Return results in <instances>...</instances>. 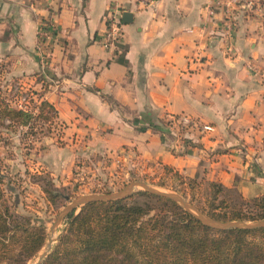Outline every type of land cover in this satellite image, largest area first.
<instances>
[{
  "label": "crops",
  "instance_id": "obj_1",
  "mask_svg": "<svg viewBox=\"0 0 264 264\" xmlns=\"http://www.w3.org/2000/svg\"><path fill=\"white\" fill-rule=\"evenodd\" d=\"M258 1L0 0V60H10V77L38 89L63 124L64 146L45 141L40 169L63 181L86 159L80 178L168 167L202 191L216 183L245 198L263 195L264 18L251 7ZM110 7L130 13L113 49L102 45ZM54 14L46 58L37 32ZM178 113L211 130L175 135L166 118Z\"/></svg>",
  "mask_w": 264,
  "mask_h": 264
},
{
  "label": "trees",
  "instance_id": "obj_2",
  "mask_svg": "<svg viewBox=\"0 0 264 264\" xmlns=\"http://www.w3.org/2000/svg\"><path fill=\"white\" fill-rule=\"evenodd\" d=\"M29 92L38 99L36 112L13 105L0 94V126L30 127L31 120L37 119L48 123L51 130L56 109L38 90ZM164 172L180 179L189 191L200 190L199 183L171 168L164 167ZM46 177L42 186L45 201L57 211L70 196ZM203 191L208 194V205L197 208L214 219H264V194L245 198L216 183ZM46 237L43 223L0 200V264H27ZM40 264H264V227L214 229L172 199L137 190L126 198L90 202L77 213H69Z\"/></svg>",
  "mask_w": 264,
  "mask_h": 264
},
{
  "label": "rangeland",
  "instance_id": "obj_3",
  "mask_svg": "<svg viewBox=\"0 0 264 264\" xmlns=\"http://www.w3.org/2000/svg\"><path fill=\"white\" fill-rule=\"evenodd\" d=\"M258 3L264 6V0H259ZM24 81L26 80L23 77H10V60H0V94L6 97L9 102L11 99L13 105H23L25 108L36 112L34 107L38 104V99L35 94L29 92L36 88L31 89L24 85L22 90L19 87ZM30 123V127L17 125L0 126V200L4 199L11 209L17 213L31 216L37 223H43L46 227L47 237L49 229L59 212L72 200L82 195L115 192L133 181H144L159 190L180 194L196 208L208 205L209 197L207 193L202 192L201 189L189 191L181 183L180 179L164 172L137 175L130 170L127 174L115 175V178L106 175L102 179L100 174L90 170L84 172V175L80 178L77 174L84 164L89 163L86 159L85 163L81 161L75 162L73 169L77 168V170L72 171L69 179L63 181L53 180L54 187L70 196L65 205L55 211L54 207L46 203L45 194L42 191V186L45 184L43 181L44 176L47 175L48 177L49 175L52 179L55 178L48 171L40 169L38 154L44 150L45 141H49V145L51 144V139H53L55 146H64L65 143L59 140L62 129L52 124L49 131L47 129L48 123L37 119L31 120ZM104 171L106 169L102 168V172ZM137 190L144 189L137 186L133 192ZM63 220L54 229L52 245L56 242L60 229L63 227ZM45 244L27 264H33L37 261L38 255L45 248Z\"/></svg>",
  "mask_w": 264,
  "mask_h": 264
},
{
  "label": "water",
  "instance_id": "obj_4",
  "mask_svg": "<svg viewBox=\"0 0 264 264\" xmlns=\"http://www.w3.org/2000/svg\"><path fill=\"white\" fill-rule=\"evenodd\" d=\"M127 17H130V13L124 12L122 14V20L125 22ZM137 186H139L141 189H144L154 195L172 199L173 201L181 205L184 208V210L194 215L201 223H203L206 226L212 227L214 229H219V230H227V229H232V228L257 229V228L264 227V219H260V220H256L252 222H245L242 220L223 221V220L214 219L208 216L207 214L203 213L199 209H197L192 203H190L180 194L159 190L144 181H133L118 191L111 192V193H105V194L82 195L72 200L67 205H65L64 208L59 212L53 225L49 229L47 242L45 244L44 250L38 255L37 261L34 262L33 264H40L41 261L50 252L52 248V241H53L52 234L54 232V229L56 225L60 221H62L69 213H71L72 211H75V213H77L78 211L76 212V210H78L81 206L87 203H90V202H96V201H106L107 202V201L126 198L133 193V191L135 190V187Z\"/></svg>",
  "mask_w": 264,
  "mask_h": 264
},
{
  "label": "built area",
  "instance_id": "obj_5",
  "mask_svg": "<svg viewBox=\"0 0 264 264\" xmlns=\"http://www.w3.org/2000/svg\"><path fill=\"white\" fill-rule=\"evenodd\" d=\"M241 0H216L220 4H224L229 7L237 4ZM251 7H256L258 14L264 18V6L260 3H254ZM263 7V8H262ZM56 14L50 16L49 18L42 20L41 24L38 27V50L43 53L44 57H48L51 54L50 50V39H52L56 32ZM122 10L117 7H110L106 13V31L102 37V45L107 49H113L117 42L123 36L122 31ZM264 79V72L262 74ZM21 89L23 86L20 84ZM24 98V97H23ZM58 128L63 127V124L59 122L56 118L53 122ZM166 124L168 128L175 134H187L190 128L196 127L203 129L205 131L211 130V126L208 124L199 123L198 119L187 114V113H178L175 115H170L166 118ZM60 139V138H59Z\"/></svg>",
  "mask_w": 264,
  "mask_h": 264
}]
</instances>
